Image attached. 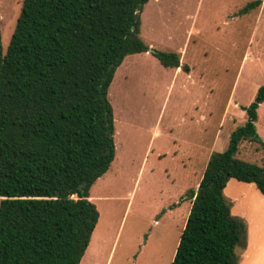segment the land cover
<instances>
[{"label":"trees","instance_id":"obj_1","mask_svg":"<svg viewBox=\"0 0 264 264\" xmlns=\"http://www.w3.org/2000/svg\"><path fill=\"white\" fill-rule=\"evenodd\" d=\"M22 0L6 50L0 31V264H80L99 220L90 188L115 158L108 88L140 38L147 0ZM248 1L239 14L261 6ZM188 71L178 52H150ZM264 84L223 151H213L171 264H239L247 222L232 214L230 179L264 197V166L238 158L243 140L264 151L256 129Z\"/></svg>","mask_w":264,"mask_h":264},{"label":"rangeland","instance_id":"obj_2","mask_svg":"<svg viewBox=\"0 0 264 264\" xmlns=\"http://www.w3.org/2000/svg\"><path fill=\"white\" fill-rule=\"evenodd\" d=\"M147 0L140 38L149 49L178 52L163 67L148 51L131 54L108 88L115 158L90 188L99 220L80 264H171L208 158L223 151L246 119L244 108L264 84V1ZM22 0H0L3 51ZM256 129L264 142V102ZM238 158L264 166V151L243 140ZM232 214L248 226L239 264H264V197L254 184L230 179Z\"/></svg>","mask_w":264,"mask_h":264},{"label":"crops","instance_id":"obj_3","mask_svg":"<svg viewBox=\"0 0 264 264\" xmlns=\"http://www.w3.org/2000/svg\"><path fill=\"white\" fill-rule=\"evenodd\" d=\"M178 70H179V68H176V69H175V71H178ZM90 197H91V196H90ZM90 197H89V198H90ZM190 206H191V202H190ZM247 234H248V229H247ZM248 243H249V242H248ZM247 246H248V244H247ZM246 248H247V247H246Z\"/></svg>","mask_w":264,"mask_h":264},{"label":"water","instance_id":"obj_4","mask_svg":"<svg viewBox=\"0 0 264 264\" xmlns=\"http://www.w3.org/2000/svg\"><path fill=\"white\" fill-rule=\"evenodd\" d=\"M141 1H142V0H140V1H139V3H141ZM148 51H149V52H153V50H152V49H149Z\"/></svg>","mask_w":264,"mask_h":264}]
</instances>
